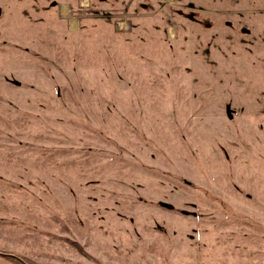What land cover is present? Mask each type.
<instances>
[{
  "label": "rangeland",
  "instance_id": "374dc122",
  "mask_svg": "<svg viewBox=\"0 0 264 264\" xmlns=\"http://www.w3.org/2000/svg\"><path fill=\"white\" fill-rule=\"evenodd\" d=\"M0 253L264 264V0H0Z\"/></svg>",
  "mask_w": 264,
  "mask_h": 264
},
{
  "label": "water",
  "instance_id": "95a60500",
  "mask_svg": "<svg viewBox=\"0 0 264 264\" xmlns=\"http://www.w3.org/2000/svg\"><path fill=\"white\" fill-rule=\"evenodd\" d=\"M16 83L19 84L18 82H16ZM229 117H231V115H229ZM159 204H160V206L168 208V209H172L173 208V206L171 204H169V203L160 202ZM0 254H2V253H0ZM3 255H5V254H3ZM7 256L14 257L13 255H7Z\"/></svg>",
  "mask_w": 264,
  "mask_h": 264
},
{
  "label": "bare ground",
  "instance_id": "6f19581e",
  "mask_svg": "<svg viewBox=\"0 0 264 264\" xmlns=\"http://www.w3.org/2000/svg\"><path fill=\"white\" fill-rule=\"evenodd\" d=\"M70 25H71L72 27H74V21H73V20H71ZM72 27H71V28H72Z\"/></svg>",
  "mask_w": 264,
  "mask_h": 264
}]
</instances>
